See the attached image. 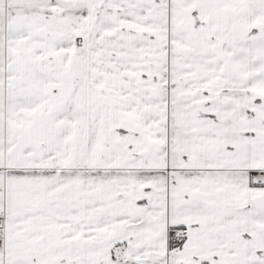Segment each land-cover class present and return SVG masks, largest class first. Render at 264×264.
Returning <instances> with one entry per match:
<instances>
[{
    "label": "snow or ice",
    "instance_id": "snow-or-ice-1",
    "mask_svg": "<svg viewBox=\"0 0 264 264\" xmlns=\"http://www.w3.org/2000/svg\"><path fill=\"white\" fill-rule=\"evenodd\" d=\"M0 264H264V0H0Z\"/></svg>",
    "mask_w": 264,
    "mask_h": 264
}]
</instances>
